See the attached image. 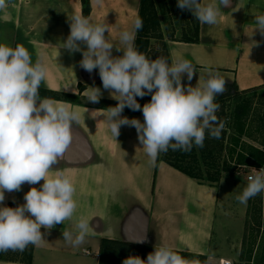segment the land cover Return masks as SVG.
Masks as SVG:
<instances>
[{
    "label": "crops",
    "instance_id": "obj_1",
    "mask_svg": "<svg viewBox=\"0 0 264 264\" xmlns=\"http://www.w3.org/2000/svg\"><path fill=\"white\" fill-rule=\"evenodd\" d=\"M200 2L219 4V0ZM140 3L141 0H7V7L0 11V42L22 44L33 62L40 59L47 72L39 90L72 97L75 102L56 101L66 102L80 116L72 126L73 140L63 159L53 166L72 180L77 210L64 224L50 231L41 229L44 242L34 245L31 264H98L101 239L132 244L128 223L136 214L148 221V245L143 247L166 245L173 251L209 260L219 208L217 187L199 183L158 159L150 163L135 127L122 125L115 139L100 113L105 109L102 101L118 102L103 88L98 69L88 72L80 66L82 52L70 54L62 47L70 34L68 18L74 15L106 24L110 29L106 37L121 46L119 34L132 29ZM85 9L89 10L87 16ZM260 14H264V0H230L228 6H221L216 24L200 22L198 43L169 42L171 62L182 57L196 69L191 82L186 74L182 77L183 84H203L211 69L225 79V85L235 86L239 92L264 87V35L254 31V17ZM122 54L113 48L114 57ZM91 87L102 92L98 103L88 101ZM121 115L143 122L141 115ZM42 183H25L20 191H6L0 206L24 204L25 193ZM112 193L117 200L128 196L118 210L117 223L122 227L119 233L108 224ZM81 216L90 221L91 228L84 243L73 247L62 232L73 230ZM91 248L96 252L94 258L88 250Z\"/></svg>",
    "mask_w": 264,
    "mask_h": 264
},
{
    "label": "clouds",
    "instance_id": "obj_2",
    "mask_svg": "<svg viewBox=\"0 0 264 264\" xmlns=\"http://www.w3.org/2000/svg\"><path fill=\"white\" fill-rule=\"evenodd\" d=\"M101 0H97L100 3ZM201 4L200 0H177V7L189 10L201 23L218 22L221 6ZM7 0H0V11ZM69 19L70 34L62 41L68 52H82L80 66L92 72L98 69L103 88L118 103L103 109L104 122L116 139L122 125L135 127L138 140L150 163L160 153L190 152L194 146L203 147L206 133L219 139L224 128L216 113L220 105L216 97L225 91V79L209 69L203 84L185 86L186 74L191 82L196 72L191 61L182 57L169 63L158 56L149 59L135 47L136 32L143 22L137 18L132 29L119 34V45L112 43L105 33L106 24L93 23L82 15ZM255 30L264 35V14L256 15ZM81 44L85 47L81 48ZM122 52L114 57L112 50ZM46 66L35 62L22 44L0 42V205L5 192L20 191L22 185L33 186L25 193V203L16 207L0 206V252H23L29 245H41L44 233L57 224L71 220L77 210L75 186L64 172L55 170L73 140L72 126L79 113L66 102L41 97L39 89L46 79ZM151 95L150 102L141 105L137 97ZM102 92L91 87L88 101L98 103ZM125 107L142 111L143 122L122 116ZM247 186L236 197L241 204L264 193V167L247 177ZM90 221L81 216L73 230H64V240L78 247L89 235ZM122 264H189L184 257L166 245L155 246L146 259L130 255Z\"/></svg>",
    "mask_w": 264,
    "mask_h": 264
},
{
    "label": "trees",
    "instance_id": "obj_3",
    "mask_svg": "<svg viewBox=\"0 0 264 264\" xmlns=\"http://www.w3.org/2000/svg\"><path fill=\"white\" fill-rule=\"evenodd\" d=\"M175 11L180 14L182 24L178 29L180 31L179 38L176 37L174 30L168 32L166 35L168 42H182V43H198L200 33V22L190 12V21L186 23L185 10L177 7V0ZM161 12L156 8V0H141L138 18L142 20L143 27L136 32L135 47L137 50L149 59H156L158 52L153 48L155 42L161 46L163 56L171 63L168 52L167 41L162 31V24L167 22L165 9L169 8L168 3L161 4ZM164 9V10H163ZM89 10H84V15H88ZM41 97L51 98L53 100L72 101L70 96H62L59 94L46 95L44 91L39 90ZM255 92H261L255 94ZM141 108L145 103L150 102L151 95H146L143 98H136ZM235 101L232 114L229 118V130L231 131L228 137V145L226 148H220L221 151L225 149L226 161L223 163L222 169L216 171L227 174H235L242 169H260L264 167V87L258 89L247 90L239 92L233 86L225 85V91L216 97V103L220 106L226 101ZM102 108L114 107L116 104L109 101H102ZM124 113L141 115L142 111H133L128 107L123 110ZM249 141V142H247ZM255 144H252V143ZM208 151L205 148L201 149L203 159L213 153L212 142L204 140ZM196 146L190 152L173 151L169 149L166 153H160L158 161H162L167 165L173 167L179 172L187 175L188 177L199 180L202 177L200 172L193 171L198 163L196 158ZM215 167V165H212ZM193 167V168H192ZM218 172L215 177L210 176L209 180L212 182L218 181ZM258 205H257V203ZM250 214L247 221V231L245 235V250L240 257L243 264H264V238L260 237L262 229L264 230V219L262 217L261 205L258 201L250 200ZM17 205L10 204L8 207H16ZM260 238V240H259ZM261 244L260 252H257V245ZM258 245V246H259ZM154 248H147L145 251H138L135 245L109 240L101 239L100 248L98 253V264H122L123 260L130 256H139L146 259L147 255L152 252ZM34 245H29L23 252L8 251L0 252V261L12 262L21 264H31L33 258ZM177 254L184 257L189 264H207V258L201 255H194L190 253L178 252Z\"/></svg>",
    "mask_w": 264,
    "mask_h": 264
},
{
    "label": "rangeland",
    "instance_id": "obj_4",
    "mask_svg": "<svg viewBox=\"0 0 264 264\" xmlns=\"http://www.w3.org/2000/svg\"><path fill=\"white\" fill-rule=\"evenodd\" d=\"M168 3L169 8L163 9L167 16V22L162 24V31L164 33L165 39L167 41L166 35L168 32L174 30V33L177 38H179L180 31L178 30L182 24L180 14L175 11L176 2L175 0H156V8L161 12V4ZM184 16H186V23L190 21V11L185 10ZM169 42L167 41L166 44ZM154 50L158 53V56H163V51L158 42H155L153 46ZM261 92H255L259 94ZM46 95H50L45 93ZM75 102L74 100H72ZM71 102V101H69ZM235 101H226L220 106L219 111L216 113L220 122L224 123V128L221 132L219 139L210 137L207 133L205 139L212 142L213 153L209 156H206V159H203L201 149L205 148L208 151L206 144L201 147H196V158L198 163L197 167H192L193 171L197 173L200 172L201 179L197 180L199 183L208 184L217 187V194L219 198V205L217 211V217L214 223V234L212 236V242L210 246L209 260L207 264H220L221 260H226L232 264H243L240 261L241 255L244 253L245 247V235L247 231V221L250 214V203L249 201L260 202L262 217L264 219V193L258 194L255 197H252L248 200L247 204H241L237 201L236 197L240 195L243 189L247 186V177L251 174L252 169H242L235 174L221 173L219 171L223 167V163L226 161L225 149L221 151L222 148H226L228 145V137L231 135V131L228 128L229 118L232 114ZM249 142V141H247ZM252 143V142H250ZM255 144V143H252ZM212 165H215L212 166ZM218 167L219 171H216L215 168ZM197 171V172H196ZM216 172H218V181L212 182L209 180L210 176L215 177ZM128 196H120V200L114 196L112 193L111 196V207L108 211V224L113 228L115 233L121 232L122 227L117 223L118 219V210H121L124 206ZM257 203V202H256ZM258 205V203H257ZM260 237L264 238V230L262 229ZM260 240V238H259ZM259 245V244H258ZM256 248L257 252L261 250V244ZM138 251H145L148 247L135 246ZM91 252V257L94 258L96 252L94 249H88Z\"/></svg>",
    "mask_w": 264,
    "mask_h": 264
},
{
    "label": "water",
    "instance_id": "obj_5",
    "mask_svg": "<svg viewBox=\"0 0 264 264\" xmlns=\"http://www.w3.org/2000/svg\"><path fill=\"white\" fill-rule=\"evenodd\" d=\"M128 235L130 242L135 246L148 245V221L141 215H134L128 223Z\"/></svg>",
    "mask_w": 264,
    "mask_h": 264
},
{
    "label": "built area",
    "instance_id": "obj_6",
    "mask_svg": "<svg viewBox=\"0 0 264 264\" xmlns=\"http://www.w3.org/2000/svg\"><path fill=\"white\" fill-rule=\"evenodd\" d=\"M260 169H261V168H260ZM254 170H255V169H252L251 174H253ZM257 170H259V169H257ZM251 174H250V175H251ZM84 253H85L86 255H90V252H88V251H85ZM220 264H232V263L229 262V261H226V260H221V261H220Z\"/></svg>",
    "mask_w": 264,
    "mask_h": 264
}]
</instances>
